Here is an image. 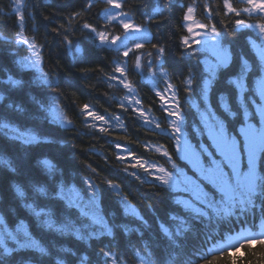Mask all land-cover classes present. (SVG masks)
Wrapping results in <instances>:
<instances>
[{
  "label": "trees",
  "instance_id": "trees-1",
  "mask_svg": "<svg viewBox=\"0 0 264 264\" xmlns=\"http://www.w3.org/2000/svg\"><path fill=\"white\" fill-rule=\"evenodd\" d=\"M189 3L191 0H126L123 10L133 17L134 22L144 24L150 33L149 41L144 42L145 47L136 53V55L143 54L141 58L143 67L138 69L141 76H148L151 73L147 69V53H153V60L156 54L151 45L164 47L166 51L162 63L168 71L170 82L176 86L174 90L180 101L185 121L184 132L193 144L201 143L200 140L209 144L206 135L200 139L201 135L194 131L195 127H202L192 101L201 103L203 107L199 97L203 69L200 61L204 59L205 54L193 52L198 49L199 45L192 43L193 38L187 33V27L182 20L184 6ZM197 3L199 6L194 14L195 23H209L205 19L202 7L204 0H197ZM207 3L213 8L214 15L215 12H219L211 23H216L218 28L223 27L224 24L228 25L225 29L228 34L224 38V43L233 53V63L218 73L210 100L217 114L227 123L229 131H234L240 126L243 115L238 114L235 120L231 118L219 106V95L225 94L232 110L237 111V93L234 87L228 84V80L236 75L240 56L244 54L253 65V72L248 77V84L253 87V76L256 78L258 74L256 49L252 47L251 41L257 44L264 42L259 40L258 30L254 28H244L233 32L234 24L231 21L235 18L224 17L222 0H207ZM87 5L88 0H30L29 6L22 10L25 16L24 35L35 40L39 45L41 67L49 73V78L56 82L59 88V91H53L37 82L36 78L39 73L30 69H21L17 63L29 52L26 45L15 43L19 39L16 35L20 30L19 21L14 14L9 12V0H0V81L7 80L9 75L21 81L15 89H9L0 84V92H3L6 97L5 103L14 102L25 109L23 114H18L0 106V116L7 117L3 122H16L18 125H23L46 141L25 146L0 136V158L10 161L12 166L17 168V171L13 173L6 164H0V210L4 212L6 222L11 228L23 219L33 235L41 239L49 249L48 256L21 253L10 260L6 259L5 264H16L19 259L31 260L33 264H56V260H65L67 264H77L75 262L78 257L83 255L89 256L90 261L87 264H92L98 258L96 251L104 248L111 249L120 257L130 255V249L141 248L136 233L124 237L127 234L123 235L121 231L116 232L114 240H111L113 244L105 239L103 243L105 247H103L98 240L87 242L76 240L75 236H60L47 232L39 226L33 216L21 207L19 199L14 196L13 185H19L31 196L30 182H36L39 186L55 191V186L61 180L66 185L70 182L80 183L82 178L91 175L99 185L101 207L115 225L119 223L122 207L116 191L105 188L106 184L103 181L110 179L120 186L122 194L126 195L149 221L150 227L144 232V239L154 238L152 243L158 257L159 254L164 256L161 251H164L166 242L158 232L156 220L159 218L160 221L165 222L169 214H176L177 208L169 196L171 192L137 181L123 171L124 168H130L126 158L124 161L117 158L118 161H116L115 156L118 157L119 150L123 149L138 157L153 161L152 158L155 155L149 151V145L163 144L176 163L184 170L186 169L188 174L193 175L187 162L179 159V155L175 154L173 141L166 135L157 134L159 130L153 132L151 128L154 125L151 127L146 125L134 112V108L140 105L155 120L165 125L162 104L152 90L154 84L143 83L138 78L135 56L130 53L129 57H123L122 52L100 46L94 33L82 28L83 23L87 22L96 27L98 31L121 33L119 28L102 20L100 12L103 3L101 0H92L91 8ZM237 6L243 7L244 5ZM157 8L161 10L160 13L155 12ZM77 12L80 13L79 16L73 15ZM259 15L254 14L252 17L243 18L251 24L264 22L259 20ZM149 16L154 17L151 23L147 20ZM219 21H223V24ZM65 36L71 44L65 41ZM185 36H189L191 43V47L187 49L182 43ZM76 48L81 51L76 52ZM190 52L193 54L189 55ZM125 60H127V65L124 64ZM117 63L126 67L127 80L136 90V94L132 93V97H129L128 89L120 85L118 81L110 79ZM190 71L196 77L192 86L191 99H189V94L183 90L185 85L182 83L188 78ZM155 78L157 84L165 87L162 80ZM136 100L140 103L136 104ZM37 101L45 105H51L54 101L72 123L65 124L59 119L53 122L52 118H45L46 114L40 109ZM85 104L89 105L88 111L104 115L109 120V124L103 125L102 122L95 121L93 117L83 112L82 108ZM121 104L124 106L121 107ZM250 111L253 113L250 122L257 125L258 116L255 115L253 108L250 107ZM113 116L119 117V120L112 119ZM93 123L97 125L96 129L91 127ZM120 124L123 126H118ZM100 126L107 127L108 133H100L98 130ZM117 143L122 146L120 149L115 147ZM145 145L148 147L146 148ZM213 152L215 153V150ZM45 158L55 165V172L51 178L41 163ZM156 158L162 160L157 155ZM88 165H91L96 172L92 173ZM246 166L245 157L242 167L246 168ZM261 168H263L261 173H264V154H261L258 160L257 170ZM137 175L143 177L142 174ZM205 189L210 192L215 191L207 183H205ZM38 203L41 206L47 205L57 220H62L64 217L72 220L78 218L76 211L66 210L62 201L40 199ZM247 246L243 247L242 257L231 256L227 251L214 253L207 258L192 257L197 261L207 259L209 264H264V242L259 241L255 245ZM61 247L72 249L77 253V257H73L70 253H61L59 251ZM184 249L190 254L194 253V250H199L195 236H190L185 240Z\"/></svg>",
  "mask_w": 264,
  "mask_h": 264
},
{
  "label": "snow or ice",
  "instance_id": "snow-or-ice-1",
  "mask_svg": "<svg viewBox=\"0 0 264 264\" xmlns=\"http://www.w3.org/2000/svg\"><path fill=\"white\" fill-rule=\"evenodd\" d=\"M29 2L30 0H14L15 13L18 16L20 29L16 33L19 39L15 43L27 45L35 59L24 57L17 63L21 69H35L39 73L36 78L38 83L46 85L53 91H59L56 82L50 79L49 73L45 72L40 66L41 53L39 45L35 40L24 35L25 16L22 9L28 7ZM105 2L110 9L116 10L111 12V14L106 12L107 21L109 23L116 21L123 29V34L113 35L109 38L106 32L98 31L96 27L87 22L83 23L82 28L94 33L102 45L115 46V50L122 52L123 57H129V54L132 53L135 56V67L141 69L143 67L141 62L143 54L136 55V53L145 47L144 42L149 41L150 33L146 30L144 24L134 22L129 13L123 10L126 0H105ZM222 4L224 17L235 18L231 21L234 24L233 32L244 28H254L258 30L259 40L264 42V22L251 24L247 23L243 18L260 14L259 20L264 21V0H222ZM241 4L244 6H237ZM92 6V0H88L87 7L91 8ZM198 6L197 0H191V3L186 4L183 9L182 20L187 27V33L190 35L194 34V37H200V39L193 37L192 43L200 45L193 52L206 54L204 59L200 61L203 69L201 72L202 86L200 87L199 97L203 107L201 103H197L195 100L192 101V106L196 109L202 125V127H195L194 131L198 135L206 134L211 144L210 146L203 142L193 144L185 134L183 129L184 116L177 93L174 90L176 86L170 82L168 71L162 63L166 49L152 44L151 47L155 49L156 53L155 60L152 59L153 53L148 52L147 69L154 77L162 80L165 84V87L157 91L156 95L161 100H164L163 93L171 92L170 99L175 102V107L161 106L162 110L167 113L165 117L167 127H162V122L160 121L150 119L144 110L139 111L138 118L142 119L150 127L154 125L151 128L153 132L159 130L157 134L166 135L174 142L179 159L187 162V165L193 171V175H189L187 171L181 168L163 145H152V150L163 157V164L157 161H148L130 151L127 152V156L135 161V163H131V168L139 167L148 177L153 178L151 181L137 175L136 172H129L128 168L123 169L128 175L133 176L141 183L175 193L173 203L186 214H171L167 223L157 218L158 231L161 234V238L166 242L163 260L156 256L152 243L154 238L145 240V233L141 231L140 227H132L129 224L113 226L109 222L101 207L99 185L91 175L83 178L84 189H79L75 185L68 186L63 180L55 186V191H51L45 186H39L36 182H30L31 196L19 185H13L14 196L19 199L21 207L33 216L39 226L45 231L60 236H75L76 239L81 241H90L93 239L98 240L104 236L111 237L114 234V227H119L126 234H139L142 247L134 253L138 264H209L207 259L197 261L184 258L186 252L181 241L192 231L191 220L207 218L209 221L213 219L219 221L236 215L238 212L244 215L255 210L258 206L264 205V175H261L257 170L258 160L261 154H264V43L257 44L255 41H251L252 47L256 49L258 56V64L256 66L258 75L255 79L254 87H250L248 84V77L253 72V65L244 54L240 56L236 75L228 80V84L232 85L237 93V111L232 110L225 94L219 95V106L231 118L235 120L238 114L242 113L243 115L240 126L234 131H229L227 123L217 114L210 100V94L214 83L218 79V73L233 63V53L224 43V38L228 34L225 29L228 25L224 24L223 27L218 28L216 23H211L219 15V12H215L214 15V10L209 6L207 0H204L202 7L205 19L209 23L195 24L194 14ZM155 12L160 13L161 10L157 8ZM73 15L79 16L80 13L77 12ZM153 19V16L147 18L149 23ZM219 22L223 24V21ZM196 29H199V31H196ZM53 31H57V29H53ZM65 41L71 44L67 36H65ZM182 43L186 49L190 48L189 36H185ZM80 51L81 49L76 48V52L79 53ZM188 54L191 55L193 53L190 52ZM124 64L127 65V60L124 61ZM117 73L119 75H116ZM110 79L118 81L120 85L128 89L129 93H134L133 85L127 80L126 67H122L120 63L116 64L114 74ZM195 80V74L190 71L188 78L182 82L185 85L183 90L189 94V99L192 98V86ZM0 84L7 86L9 89H15L21 84V81L9 75L7 80L0 81ZM5 100V95L0 92V106L18 114L25 112L21 105L14 102L5 103ZM37 103L40 109L45 112V118H52L53 122L59 119L65 124L72 123L54 101L51 105H45L39 101ZM135 103L139 104L140 101L136 100ZM120 106L123 107L124 105L121 104ZM250 107L255 110V115L259 117V127L250 122V118L253 115ZM88 108L89 105L85 104L82 111L93 117L95 121L102 122L103 125L109 124V120L104 115L90 112ZM6 119L7 117L0 116V136L25 146L46 142L23 125H18L16 122H3ZM112 119L119 120V117L113 116ZM118 126L122 127L123 125L120 124ZM91 127L96 129L97 125L93 123ZM98 130L100 133H108V128L104 126H100ZM238 137H242V140ZM115 147L120 149L122 146L117 143ZM145 147L147 148L148 146L145 145ZM209 147L215 150V154L219 155V160L215 158ZM245 157L247 166L243 168L242 162ZM117 158L121 161L125 160L124 155H120ZM205 158H207V162ZM41 163L47 175L51 178L55 172V165L47 158L43 159ZM0 164H6L13 173L17 171V168L12 166L10 161H6L3 158H0ZM225 167L230 171H225ZM88 168L92 173L96 172L94 168H91V165H88ZM205 182L212 185L215 191H207ZM103 183L108 188L116 191L125 216L135 219L144 228L150 227L148 221L129 201L128 197L122 194L118 184L110 179H105ZM40 199L59 200L64 203L67 209H77L80 222L77 223L68 217L57 220L47 205L41 206L38 203ZM257 200L261 202V205L257 204ZM149 208H151V205H149ZM261 215L264 217V207H261ZM260 228L261 233L259 235L264 236V219L261 221ZM239 236L245 239L251 238V234L244 236L241 233ZM237 239V237H227L224 245H213V247L207 249L205 256L216 253L222 248L236 246L234 241ZM59 251L61 253H70L73 257H77V253L70 248L61 247ZM21 253L48 256L49 249L41 239L33 235L23 219H20L14 228H11L6 222L4 212L0 210V264H5L6 259L10 260L13 256ZM101 253L106 258L105 264H109V261H111V264H118L119 257L111 249L108 251L102 249ZM89 259L87 255L78 257L77 264H87ZM16 264H33V261L19 259ZM56 264H65V261L56 260Z\"/></svg>",
  "mask_w": 264,
  "mask_h": 264
},
{
  "label": "rangeland",
  "instance_id": "rangeland-1",
  "mask_svg": "<svg viewBox=\"0 0 264 264\" xmlns=\"http://www.w3.org/2000/svg\"><path fill=\"white\" fill-rule=\"evenodd\" d=\"M102 1V3H103V5H102V10H101V12H100V16H101V18H102V20L105 22V23H109L108 21H107V19H106V12L108 13V14H111V12H114V11H116L115 9H110L109 8V6L106 4V2H105V0H101ZM9 2H10V8H9V12H11L12 14H14L16 17H17V19H18V16L16 15V13H15V3H14V0H9ZM23 10V9H22ZM130 15V14H129ZM130 17L133 19V17L130 15ZM19 21V20H18ZM109 24H111L113 27H117V28H119V30H120V34H117V33H115V32H112V33H107L106 32V34H108V36H109V38L111 37V36H113V35H122L123 34V29L119 26V24L116 22V21H112V22H110ZM195 24H197V23H195ZM195 24H194V28H195ZM196 31H199V29H196ZM95 35V34H94ZM191 36H192V38L194 37V34H191ZM195 39H200V37L199 36H195L194 37ZM193 40V39H192ZM191 40V41H192ZM98 42V44L100 45V46H102V44L99 42V40L97 41ZM131 43V42H130ZM103 46H105V47H108V48H112L113 50H115V46H111V45H103ZM26 47H27V50H28V55L26 56V57H29V58H31V59H35V57H34V55H33V53L31 52V50L30 49H28V46L26 45ZM199 47H200V45H199ZM198 47V48H199ZM40 66H41V61H40ZM30 70H34L35 72H37L35 69H30ZM137 71H138V73H139V75H138V78L140 79L141 77H143V78H146V76H144V75H142L141 76V74H140V71L137 69ZM38 73V72H37ZM132 93H130V96L129 97H132ZM158 121V120H157ZM173 148H174V152H175V154L176 155H179L177 152H176V146H175V144H174V142H173ZM62 204H64V203H62ZM65 206V205H64ZM66 210H69V211H71V212H73V209H67L66 208ZM77 220V219H76ZM76 220H74V221H76ZM77 223H79V221L77 222Z\"/></svg>",
  "mask_w": 264,
  "mask_h": 264
}]
</instances>
